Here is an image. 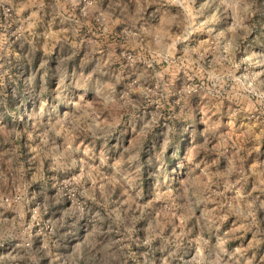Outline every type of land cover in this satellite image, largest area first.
<instances>
[{
  "label": "rangeland",
  "instance_id": "1",
  "mask_svg": "<svg viewBox=\"0 0 264 264\" xmlns=\"http://www.w3.org/2000/svg\"><path fill=\"white\" fill-rule=\"evenodd\" d=\"M93 253L264 264V0H0V264Z\"/></svg>",
  "mask_w": 264,
  "mask_h": 264
},
{
  "label": "clouds",
  "instance_id": "2",
  "mask_svg": "<svg viewBox=\"0 0 264 264\" xmlns=\"http://www.w3.org/2000/svg\"><path fill=\"white\" fill-rule=\"evenodd\" d=\"M98 252H104L105 250L102 248L97 249ZM88 260L94 261V264H105V256L96 257L95 253L87 258Z\"/></svg>",
  "mask_w": 264,
  "mask_h": 264
}]
</instances>
